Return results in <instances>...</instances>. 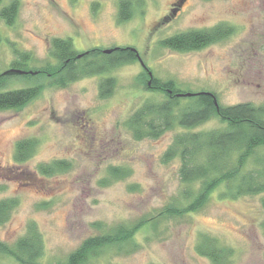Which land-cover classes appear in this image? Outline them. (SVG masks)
Returning <instances> with one entry per match:
<instances>
[{
	"label": "rangeland",
	"instance_id": "1",
	"mask_svg": "<svg viewBox=\"0 0 264 264\" xmlns=\"http://www.w3.org/2000/svg\"><path fill=\"white\" fill-rule=\"evenodd\" d=\"M12 1L18 2L15 22L0 17V78L14 68L20 52L29 54V74L57 65L56 38L72 40L79 57L92 49L126 47L139 56L65 87L46 76H20L0 88L44 84L24 107L0 111V200L19 201L0 224V241L14 243L35 223L46 246L43 264L65 261L85 239L119 224L133 225L180 206V159H163L176 133L185 129L137 139L127 124L144 104L165 99L146 88L148 78L139 79L146 67L184 91L214 93L225 106H264V0H133L126 20L122 0H2L0 10ZM218 26L230 32L199 50L175 51L160 43L180 32ZM111 77L114 92L101 98V82ZM224 126L215 118L194 130ZM22 139H36L38 147L17 162ZM54 161H65L68 168L43 176L39 166ZM111 168L124 176L114 177ZM221 190L196 212L160 217L157 228L141 229L137 246L128 245L127 252L107 250L86 264H215L197 251L202 235L232 250L226 264H264V193L224 199Z\"/></svg>",
	"mask_w": 264,
	"mask_h": 264
},
{
	"label": "trees",
	"instance_id": "2",
	"mask_svg": "<svg viewBox=\"0 0 264 264\" xmlns=\"http://www.w3.org/2000/svg\"><path fill=\"white\" fill-rule=\"evenodd\" d=\"M2 0H0V6ZM134 5L133 0H122L121 15L126 20L128 9ZM18 13V2L12 1L0 10V17L7 24L15 22ZM125 13V14H124ZM230 30L218 26L209 30H189L166 38L160 43L175 51H195L223 39ZM2 35L0 32V45ZM53 56L59 61L57 65H48L37 74L4 75L0 78V88L10 77H48L52 84L65 87L82 77L104 74L115 67L133 63L139 59L134 48H118L112 53L92 49L83 56L74 48L70 39L56 38L52 42ZM14 62L15 69L28 70L29 54L19 53ZM91 58V59H90ZM84 62V64L82 63ZM27 64V65H26ZM139 79L148 78L146 88L164 94L165 99L159 102L144 104L127 121L129 128L137 139L158 138L167 131L177 127L185 131L177 132L173 143L164 155V161L180 159L179 175L184 187L179 198L180 206H170L165 214L144 219L128 225L119 224L111 231L85 239L65 261L54 264H86L107 250L121 254L128 245L137 246L135 237L145 227L157 228L160 217L183 216L201 209L219 193L224 199H238L264 193V106L253 103H241L225 106L214 93L182 90L174 80L164 81L152 75L147 67ZM116 87L115 78H105L100 85L101 98L111 96ZM44 84L38 82L33 86L0 92V111L20 109L37 98ZM186 100L182 106L181 101ZM219 119L225 126L209 131H195L201 124ZM38 147L36 139H22L17 142L15 160L24 162L32 157ZM65 161H54L39 166L43 176H51L65 171ZM115 177L124 176L120 169L111 168ZM16 198L0 200V224L7 222L12 212L18 207ZM131 245V246H132ZM46 246L42 234L35 223L31 222L26 233L14 243L0 241V262L4 259L14 260L17 264H43ZM197 251L213 260L215 264H226L232 250L218 247L217 241L202 235Z\"/></svg>",
	"mask_w": 264,
	"mask_h": 264
},
{
	"label": "water",
	"instance_id": "3",
	"mask_svg": "<svg viewBox=\"0 0 264 264\" xmlns=\"http://www.w3.org/2000/svg\"><path fill=\"white\" fill-rule=\"evenodd\" d=\"M116 49L118 48H114V49H109V50H104L105 53L109 54V53H112L113 51H115ZM28 72L26 71H23V70H20V69H10L8 71H6L3 75H22V74H27ZM196 93H187V94H184L185 96H192V95H195Z\"/></svg>",
	"mask_w": 264,
	"mask_h": 264
}]
</instances>
